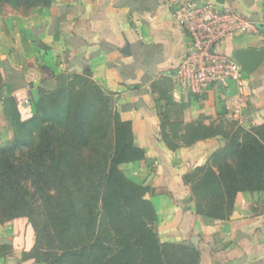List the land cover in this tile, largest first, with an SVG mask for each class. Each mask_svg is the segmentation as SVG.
<instances>
[{"label": "crops", "instance_id": "crops-1", "mask_svg": "<svg viewBox=\"0 0 264 264\" xmlns=\"http://www.w3.org/2000/svg\"><path fill=\"white\" fill-rule=\"evenodd\" d=\"M180 1L52 0L26 13L3 7L0 129L6 123L13 134L5 112L7 97H16L22 118L29 119L39 97L55 89L58 75L74 79L90 73L106 94L114 95L121 118L132 122L134 144L150 159L125 165L156 171L152 199L160 238L190 241L200 252L198 264H264V190L238 192L226 219L198 213L185 175L205 166L227 140L219 134L186 144L178 137L179 146L170 148L163 138L154 87L168 75L174 81L175 101L193 94L183 112L184 125L201 121L211 126L217 118L232 116L238 126L251 129L264 124V63L248 74L241 90L232 84L206 94L183 88L175 72L189 48V36L180 26ZM211 1L234 8L256 26L225 44L230 55L237 48L264 47V0ZM228 104L233 109L228 110ZM33 245L26 218L0 223V264H48L31 256Z\"/></svg>", "mask_w": 264, "mask_h": 264}, {"label": "trees", "instance_id": "trees-1", "mask_svg": "<svg viewBox=\"0 0 264 264\" xmlns=\"http://www.w3.org/2000/svg\"><path fill=\"white\" fill-rule=\"evenodd\" d=\"M51 2L0 0V13L4 4L18 8L48 6ZM56 78L55 89L39 97L29 119L22 118L16 97L5 99V112L14 131L10 147L31 150L33 161L24 166L3 159L1 186L8 188L18 204L21 198L24 201V196L20 198L22 180L37 172L65 197L59 217L62 222L54 220L57 229L62 230L64 251L43 254L33 249L31 256L36 262L48 264H170V250L153 227L157 213L146 197V187L128 178L120 168L123 163L150 162L146 151L134 144L132 122L123 120L115 106L108 103L110 95L91 79L90 73L74 79L62 73ZM74 80L87 82L90 94H75ZM154 87L159 92L156 106L163 138L170 148L179 146L178 137L186 144L219 134L227 140L205 166L196 169L203 172L200 182L191 186L198 213L226 219L233 213L238 192L264 190V124L251 129L238 126L242 137L214 131L212 125L201 121L184 125L183 112L193 94L175 101L174 81L168 75L156 81ZM110 134L113 145L107 143ZM100 142L107 144L105 150L98 147ZM93 148L99 152L103 174L99 191H94L92 181L85 179L77 160L78 154ZM7 150L1 148L2 153ZM195 252L198 264L200 252Z\"/></svg>", "mask_w": 264, "mask_h": 264}, {"label": "rangeland", "instance_id": "rangeland-1", "mask_svg": "<svg viewBox=\"0 0 264 264\" xmlns=\"http://www.w3.org/2000/svg\"><path fill=\"white\" fill-rule=\"evenodd\" d=\"M3 7H10V11L24 13L35 8L28 6L15 8L4 4L1 6V12ZM73 82L74 83L72 86L73 92L75 94H79L81 91L83 93L86 92V95L90 94V88L87 85V82L78 80H74ZM109 97L108 103L115 106L114 95H110ZM2 126L4 127L0 129V165L4 162L3 159H7L9 161L11 160L15 164L22 163L24 166H26L25 164L28 162L31 163V161H33L31 150L27 148L13 150L10 147V144L13 140L12 135H14V131L12 134L10 126L8 127V124L6 123L2 124ZM212 129L214 131L221 132L222 134H229L231 136L235 134L240 137L243 136V133L240 132V128L237 125V122L232 116L217 118L214 120V122H212ZM108 138L110 139H108L109 142L106 141L108 145H113V134H110ZM3 147L8 148L7 152H1V148ZM98 147L105 150L107 144L100 142ZM98 158L99 152L95 148L88 150L86 149L77 156V160L81 164V173L84 175L85 179H90L92 181V185H94V191L100 190L98 184L101 181L103 175L99 168ZM125 164L126 163L120 165L122 172L128 178L134 180L140 185L145 186L147 190L146 197L153 203L152 198L156 194V188L154 185L157 183L153 173H156V171L141 170L138 165L134 166ZM35 173L37 174V172ZM36 174L29 175L27 178L22 180V192L20 198L24 196V201L22 200L23 198H21L18 204H16L15 200H13L8 188L7 190L3 188L1 186L2 182H0V223L17 217L26 218L30 224L32 235L34 236V245L32 246V250H40V253L43 254H61L64 251L62 248L66 245V243L64 241H60L62 237V230L57 229L54 220H58L59 224L62 222L59 217L61 215L62 208L65 206V197L64 194L60 192L55 186L46 182V179L43 176ZM132 175L136 176L133 177ZM202 175L203 172L198 170H194L192 173L185 175V181L186 184L190 186V190L192 185H197L200 182ZM200 200L203 201L202 199ZM194 201L196 204L195 198ZM202 203H204V201ZM153 227L160 238L158 216L153 224ZM160 240L170 250V256L168 258L171 260L170 264H197L198 257L195 252V249L197 248L192 245L190 241L186 242L179 240L178 238L175 240H164L160 238ZM79 241V239L76 240V242ZM170 245H173V247ZM63 264L68 263L63 262Z\"/></svg>", "mask_w": 264, "mask_h": 264}, {"label": "built area", "instance_id": "built-area-1", "mask_svg": "<svg viewBox=\"0 0 264 264\" xmlns=\"http://www.w3.org/2000/svg\"><path fill=\"white\" fill-rule=\"evenodd\" d=\"M177 9L180 26L191 38L175 72L179 85L198 94L209 93L220 82L241 90L248 73L228 53L225 44L238 35L252 32L254 23L234 8L211 0H181ZM227 109L233 108L228 104Z\"/></svg>", "mask_w": 264, "mask_h": 264}, {"label": "water", "instance_id": "water-1", "mask_svg": "<svg viewBox=\"0 0 264 264\" xmlns=\"http://www.w3.org/2000/svg\"><path fill=\"white\" fill-rule=\"evenodd\" d=\"M263 27L264 25H260ZM191 38L188 37V41ZM232 57L235 58L245 69L248 74H253L264 63V47H248L237 48L232 52ZM222 82L219 86H222Z\"/></svg>", "mask_w": 264, "mask_h": 264}]
</instances>
